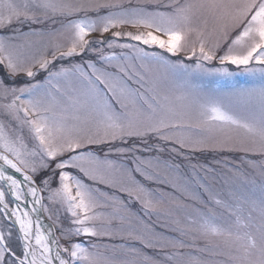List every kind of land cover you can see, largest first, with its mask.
Instances as JSON below:
<instances>
[{
    "label": "snow or ice",
    "instance_id": "snow-or-ice-1",
    "mask_svg": "<svg viewBox=\"0 0 264 264\" xmlns=\"http://www.w3.org/2000/svg\"><path fill=\"white\" fill-rule=\"evenodd\" d=\"M0 264H264V0H0Z\"/></svg>",
    "mask_w": 264,
    "mask_h": 264
},
{
    "label": "rangeland",
    "instance_id": "rangeland-1",
    "mask_svg": "<svg viewBox=\"0 0 264 264\" xmlns=\"http://www.w3.org/2000/svg\"><path fill=\"white\" fill-rule=\"evenodd\" d=\"M133 3H135V0H133ZM33 27H40L39 25H34ZM124 28L126 30H134L131 29L129 26H124ZM25 30H27L25 28ZM107 35V34H105ZM99 33H94L91 34V36L89 38H94V37H98ZM181 58H182V54H181ZM175 59V58H173ZM185 63L188 64H194L195 61H188L185 60ZM211 67H216L218 66V61L213 62L212 65H210ZM230 67V71L235 72L236 68L235 66H229ZM196 82H202L206 85H211V84H216L217 82H220L221 84L223 83V78L222 77H218L216 75H206L202 78V80L200 81H196ZM155 141H149V143H154ZM102 154V153H101ZM186 155H189V153L186 151L185 153ZM144 155H148L147 153H145ZM153 155H155V153H153ZM245 155H247L248 159H252L257 161L258 166H260V162H261V157L258 154L255 153H242V152H227V151H222V152H213L211 149L205 150V151H196V152H192L189 155L188 159H183L181 157H176L174 154L172 156H169V153L167 151L164 152L162 159L165 160H169L171 159L174 163H179L181 165V172L184 175L187 176H191V168L190 165L191 164H205L208 165L209 167H212L215 169V172L211 173V176H215V181H214V187L217 191H221L222 196H224L227 192L228 189V185L225 184V178L226 176H230L231 173L228 172V169L225 168L222 164H216L215 161L216 160H221L223 161L224 159H228L231 162H235V163H240V158L244 157ZM244 171L250 173L251 178L253 180H255L256 184L259 185V176H258V172L257 170H254L252 168H250L246 163L242 165ZM200 176H204V173L201 171L198 173ZM242 191H244V189H241ZM46 195V194H45ZM138 207V205L136 206ZM53 211H55V208H53ZM174 213L176 217L179 218H183L184 216V211L181 209H174ZM46 217V216H45ZM147 219V218H145ZM163 217H160L159 220H163ZM151 220L154 222H159L158 218L153 215L151 217ZM52 223V221H50ZM66 223V221H65ZM166 234L168 235H173V236H178V233H172V232H166ZM55 235L59 236V232L57 231L55 233ZM77 239H86L84 237H80ZM187 239V238H186ZM93 242L96 243H100V244H119L122 243V241L120 240L119 237L113 238V239H109L107 237L104 238H92ZM200 243V242H197ZM135 246L139 247L138 244H136ZM148 255L150 256H156L157 259H160V257L153 252V250L148 249L146 250ZM185 252H187L188 250L185 249L183 250Z\"/></svg>",
    "mask_w": 264,
    "mask_h": 264
},
{
    "label": "water",
    "instance_id": "water-1",
    "mask_svg": "<svg viewBox=\"0 0 264 264\" xmlns=\"http://www.w3.org/2000/svg\"><path fill=\"white\" fill-rule=\"evenodd\" d=\"M45 222H46V223H51L50 221H48V220H47V218H46V217H45Z\"/></svg>",
    "mask_w": 264,
    "mask_h": 264
}]
</instances>
